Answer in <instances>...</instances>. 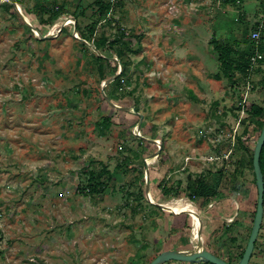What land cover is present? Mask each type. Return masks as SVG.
<instances>
[{
	"label": "rangeland",
	"instance_id": "obj_1",
	"mask_svg": "<svg viewBox=\"0 0 264 264\" xmlns=\"http://www.w3.org/2000/svg\"><path fill=\"white\" fill-rule=\"evenodd\" d=\"M1 1L0 264H147L158 251L175 247L178 236L159 238L152 230L151 210L145 207L154 205L146 195L144 202L127 197L139 191L146 161L158 149L155 144L141 147L140 136L160 142L159 157L150 165L168 167L163 183L168 181L172 192L186 189L182 199L195 206L204 224L211 205L192 199V182L204 175L218 183L221 170L224 178L234 172L249 198L220 181L224 197L235 202L239 214L225 220L229 230L223 228L209 239L218 246L214 254L237 264L250 235L257 195L249 156L236 138L247 128V146L254 149L263 124L237 107L264 106V63H255L247 79L238 75L236 87H231L220 74L211 41L248 52L255 0H243L240 9L223 0L115 3L107 20L96 25L95 35L112 40L123 32L129 37L125 43L133 53L125 59L120 84L103 87L108 99L128 111L106 102L104 81L73 30L76 22L86 31L97 21L95 0H12L41 36L54 25L56 34L47 40L35 36L8 0ZM54 2L61 17L44 29L38 20L49 15L38 12L36 5L46 12ZM86 46L95 53L92 43ZM106 57L120 62L112 54ZM109 62L117 65L118 73V62ZM102 116L113 122L105 136H99L96 126ZM88 165L96 173L104 165L109 171L104 193H77L86 184ZM150 194L160 198L161 190L154 184ZM261 227L249 264H264V217ZM190 250L189 244L178 251Z\"/></svg>",
	"mask_w": 264,
	"mask_h": 264
},
{
	"label": "trees",
	"instance_id": "obj_2",
	"mask_svg": "<svg viewBox=\"0 0 264 264\" xmlns=\"http://www.w3.org/2000/svg\"><path fill=\"white\" fill-rule=\"evenodd\" d=\"M120 2V0H95L94 4L97 5L98 7V19L93 23V25H90L87 27L86 31H83L81 27L79 26L78 22H76V31L80 37V39L92 43L93 47L103 56L99 57L96 53L92 52L84 43H80V46L83 50H86L89 53V59L90 62H92L94 65H96V70L98 74L100 75V78L102 81H106L109 78L113 77L114 74L116 73L117 70V65L115 64L113 67H111L112 63L109 62V60L106 59V54H112L116 58H118L123 66V69L127 67L125 59L128 55V53L132 54L133 51H130L129 43H125V40L128 36L125 35V33L120 32L117 35L113 37L112 40L107 39L103 35H100L99 37H96L95 35V27L96 25L100 24L102 21L107 20L108 12L111 9V7L116 3ZM225 4H232V8L240 9L243 4V0H230L227 2L226 0H223ZM8 8L13 10V7L10 4H6ZM51 7L48 9V11H43L42 6L36 5L37 11L43 12V13H48V18L47 19H39L38 22L39 24L44 27V29H49L51 27V24L53 21L57 20L59 17H61V8L57 3H53L50 5ZM262 11L261 6L259 7L258 11L256 12L259 14ZM35 17L37 18L36 13H33ZM72 18L77 20V16L73 13ZM38 30H40V27L38 25H35ZM25 28L29 31V29L25 26ZM257 29V23H255L252 27V31ZM120 31V29H118ZM211 45L213 47L214 52L217 55V62L219 64V70L220 74L223 78H225L230 84L231 87H236L238 83V75H241L244 79H247L251 69H250V57L254 54L255 51H258L263 54V59L259 61L260 65L264 63V43H263V38H260L259 44L256 46L254 42H252L249 38V51L246 53H238L236 51L235 47L233 45H227V44H221L215 39L211 41ZM135 52V51H134ZM124 76V72H122L112 83L114 87L120 84L122 77ZM219 74L215 75V78L217 80L220 79L221 77ZM240 79V78H239ZM127 95H130V93H127ZM128 97V96H127ZM137 110V108L135 107ZM240 110L246 111L248 116H250L251 119L253 120H258V119H263V124L259 130V135L260 132L264 126V106H260L257 104H249L247 105H242L239 103L237 107V112ZM113 125L112 119L108 116H102L100 118V121L96 124L98 134L99 136H105V134L110 130L111 126ZM144 134V136H146ZM258 135V137H259ZM149 137V136H146ZM145 137V138H146ZM257 137V139H258ZM153 138V137H149ZM239 146H241L248 154L249 160L248 164H250V168L253 171L252 167V157H253V149H250L249 146H247V142L251 141L250 136H249V131L247 128L241 133V135H238L236 138ZM241 141L244 143H241ZM138 143L140 144L141 147H151L155 148V145L143 141L141 139H138ZM134 156L137 158L138 153L134 151ZM130 166V165H129ZM259 166L261 169V173L263 176L264 180V144L262 146L261 152H260V157H259ZM135 169V167H133ZM138 172L141 173V176H143V170L140 171L136 169ZM222 178L218 179V183H214L213 181L209 180L206 176L204 175H199L195 181L192 182L191 185V197L192 199H197L201 200L203 203H210L214 200H219L221 199V190H224V187L222 188V183L220 181L225 180L229 184V191L232 190L236 192L238 195H245L246 190H242L243 187L237 179H235L233 176L234 172L232 174L228 173L229 175L224 178L223 175V170H221ZM84 172H88L87 175V180L86 184L83 187L77 188V193L81 194L82 196H95L100 193H104L107 188V182L111 180V176L109 171L106 169V166L102 168L100 173H96L93 169L90 168V165L85 167ZM169 172L168 167L164 164H158V165H150L149 166V182H150V187L151 190L153 189V185L155 184L156 188L161 190V196H160V203L168 202L171 199H182L184 195L186 194V189L184 190H177L172 192L171 187H166V183H163V180L167 177ZM160 173L163 175L162 176V181H159V175ZM253 175V183L255 185V179H254V174ZM221 179V180H220ZM223 179V180H222ZM161 182V183H160ZM163 183V184H162ZM162 184V186H161ZM242 187V189H241ZM137 197L134 198L136 200H139L140 202L145 201V191H144V179L142 178V184L139 187V191L135 194L129 195L127 193V197ZM153 198H155L153 196ZM190 199V200H192ZM193 201V200H192ZM128 203V201H127ZM146 209L148 208L149 211L148 213L150 214L148 217L151 220V228L154 230V232L158 231L159 229L161 230V234L159 236L167 235V239L175 235V231L169 232V233H164L162 224H163V218L166 215H170L166 212L161 211L155 206H150L146 205ZM255 208H256V203L253 211V216L255 214ZM263 208H264V203H263ZM152 213V215H151ZM162 216V218H160ZM253 223V221H252ZM229 226V225H227ZM226 224L223 226L224 230H229ZM162 227V228H161ZM187 235H189V229L190 226H187ZM262 228V227H261ZM260 228V230H261ZM260 234V232H259ZM260 236V235H258ZM256 245V243H255ZM256 248V246L254 247ZM166 248L165 250H167ZM245 247L243 248L239 260L241 259L243 252H244ZM159 253L163 252V250L158 251ZM154 259V258H153ZM152 261V260H151ZM150 261V262H151ZM149 263V262H148ZM147 263V264H148ZM228 264H232L231 261L227 262Z\"/></svg>",
	"mask_w": 264,
	"mask_h": 264
},
{
	"label": "water",
	"instance_id": "obj_3",
	"mask_svg": "<svg viewBox=\"0 0 264 264\" xmlns=\"http://www.w3.org/2000/svg\"><path fill=\"white\" fill-rule=\"evenodd\" d=\"M1 2L2 1L0 0V4H1ZM8 2L15 8L19 17L30 28V30L35 34V36L39 40H47V39L54 37V35L56 34V33H53L54 25L52 26V28L50 29V31L46 35L41 36L39 33L36 32L35 28L28 21H26L25 17L21 13V10L18 8V6L12 0H8ZM65 24L66 23H62L61 26L63 27V26H65ZM60 29H61V27L59 28L58 32H60ZM73 30H74V32H76L75 23L73 26ZM80 41L82 43L86 44V41H84V40H80ZM94 51L99 57H103L95 49H94ZM106 59L109 61H117L119 71L113 77L109 78L108 80H106L102 83V95L105 98L106 102L112 108H114L116 110H120V111H128V109L120 107V106L114 104L110 99H108V97L106 96V94L103 90L104 86H107V85H109L115 81V79L121 74L122 69H123L122 65L120 64V62L118 60H116L114 58H107V57H106ZM140 118H141V116H140ZM139 127H140V121L138 122L137 129H139ZM140 138L144 141H148L152 144L158 145V149L155 152V154L150 156L148 158V160L146 161V164H145L144 186H145V195H146L148 202L150 204L154 205L155 207H157L158 209H160L161 211H164L167 213L186 214V215H189L192 218V220L197 218L196 214L193 215L191 213L184 212L182 210H177V209L171 207L170 205H168L169 203L160 204V203H156L153 201L151 194H150V184H149V165L150 164H149V162L152 161L153 159L156 160L159 157V151L161 149V144L159 141H156V140H151V139H148V138H145L142 136H140ZM263 144H264V126H263V128L260 132V135H259V137H258V139L254 145L253 157H252L253 174H254V179H255V187H256V191H257L255 214H254L253 223H252V227H251V231H250V235H249L246 247L244 249V252H243L241 259L239 260V262L237 264H249L253 250H254V247H255V243L257 241V238H258V235L260 232L261 224L263 221L264 180H263V176H262L261 169L259 166V157H260V152H261ZM200 230H201V224L199 221V227L196 231V237L199 239V249L198 250L192 241V236L194 235V229H193V223H192L191 235H190V245H191L190 251H178V250L163 251L160 254H158L149 264H166L168 262H181V263H193V262H195V263H199L201 261L208 263V264H228L226 261H224L223 259L219 258L218 256L212 254L211 252L207 251L204 248L202 237L200 235Z\"/></svg>",
	"mask_w": 264,
	"mask_h": 264
},
{
	"label": "crops",
	"instance_id": "obj_4",
	"mask_svg": "<svg viewBox=\"0 0 264 264\" xmlns=\"http://www.w3.org/2000/svg\"><path fill=\"white\" fill-rule=\"evenodd\" d=\"M252 6H254L253 8L255 11V21H256L258 19L256 12L258 11V9L260 7V3L258 1H254ZM263 43H264V40H263ZM221 192H222V194H221L222 197L219 200H214V201L207 203V204L203 203L201 200H199L200 204H202L204 207L211 205V207H210L211 209H206V211L208 212L207 213L208 215L206 216L207 219H206L205 224L202 222V219H201L200 224H201V227H203L204 229L202 231L200 230V235L202 237L204 248L207 251H209L208 248L211 249V251H213V252H211L212 254H214V251H216L218 246H216V248H214L212 246L213 241L210 240L209 238L210 237L212 238V236H214L215 233L218 232L219 230L221 231V229L224 228L223 226L225 224H226V226L228 225L225 222L226 219H228L231 216H234V215L236 216L237 214H239V212L237 211L238 209H236L234 207L235 202L233 200L229 199L228 195L226 197H224L223 190H221ZM256 195H257V191H256ZM241 196L243 197V199H246V200L249 198V195L247 194V192L245 193L244 196L243 195H241ZM153 199L156 201V203H160L159 202L160 198H153ZM156 199H158V200H156ZM194 203H197V202L194 201ZM236 203H237V201H236ZM240 203H242V202L240 201ZM196 207L198 208V206H196ZM168 214H170V215H166L163 218L162 227H163L164 233L165 232L169 233V232L175 231V235H173V236H178L179 242L176 243L175 247L171 246L167 250H184V249H186L187 245L190 244L189 239H186V237H185L186 236L185 234L187 231H184V226H185V224L189 225V223H190L189 232H191V226H192L193 220L189 215L182 214V213H180V214L168 213ZM263 217H264V215H263ZM187 218L189 219L188 221H187ZM155 233H156V236H159L161 234V230L159 229ZM159 238H160V236H159ZM185 240H187V242ZM167 250H163V251H167ZM214 255H216V254H214Z\"/></svg>",
	"mask_w": 264,
	"mask_h": 264
},
{
	"label": "built area",
	"instance_id": "obj_5",
	"mask_svg": "<svg viewBox=\"0 0 264 264\" xmlns=\"http://www.w3.org/2000/svg\"><path fill=\"white\" fill-rule=\"evenodd\" d=\"M258 1L260 3V6L262 8V11L257 15V29L254 31H251L249 38L252 42H254V44L257 46L259 44L260 38H261V34L264 31V0H255ZM263 59V54L255 51L254 54L250 57V69H252V66L261 61ZM245 101H243L242 103L244 104Z\"/></svg>",
	"mask_w": 264,
	"mask_h": 264
},
{
	"label": "bare ground",
	"instance_id": "obj_6",
	"mask_svg": "<svg viewBox=\"0 0 264 264\" xmlns=\"http://www.w3.org/2000/svg\"><path fill=\"white\" fill-rule=\"evenodd\" d=\"M156 160L153 159L152 161L149 162V164L155 162ZM168 205H170L171 207L177 209V210H182L184 212H188L191 213L193 215L196 214L197 218L193 219L192 223H193V229H194V235L192 236V241L193 244L195 245V247L197 248V250L199 249V239L196 237V231L199 227V221L201 222V219L196 211L195 206L190 203L187 200L184 199H174L173 202L169 203Z\"/></svg>",
	"mask_w": 264,
	"mask_h": 264
}]
</instances>
